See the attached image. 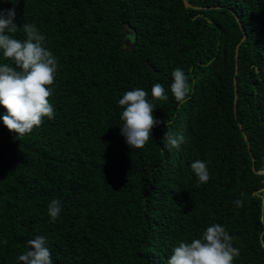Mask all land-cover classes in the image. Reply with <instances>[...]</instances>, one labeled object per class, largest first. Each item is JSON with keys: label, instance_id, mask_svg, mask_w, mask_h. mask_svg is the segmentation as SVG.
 Returning <instances> with one entry per match:
<instances>
[{"label": "trees", "instance_id": "1", "mask_svg": "<svg viewBox=\"0 0 264 264\" xmlns=\"http://www.w3.org/2000/svg\"><path fill=\"white\" fill-rule=\"evenodd\" d=\"M186 1L195 7L11 0V35L23 40L22 26L35 24L58 70L54 119L22 139L0 120V264H22L38 235L53 264H167L214 223L240 250L233 264H264V174L254 172L264 168V0ZM4 63L14 66L0 53ZM177 68L192 88L183 106L170 91ZM155 83L168 94L153 113L161 123L130 148L118 100L136 88L152 99ZM168 130L184 136L178 149L165 146ZM196 160L207 163V183L191 169Z\"/></svg>", "mask_w": 264, "mask_h": 264}, {"label": "clouds", "instance_id": "2", "mask_svg": "<svg viewBox=\"0 0 264 264\" xmlns=\"http://www.w3.org/2000/svg\"><path fill=\"white\" fill-rule=\"evenodd\" d=\"M11 2V0H5ZM19 0H17V3ZM11 8L0 7V53L14 66L0 64V106L5 113L0 120L15 132L18 138L31 133L34 127L43 124L44 119L55 118V108L49 101L53 94L55 75L58 70L56 56L46 47V36L35 24L25 23L23 32L25 39L14 38L18 30L15 22V5ZM170 91L175 101L183 106L187 103L192 91L189 77L182 69L172 72ZM194 83V82H193ZM151 97L140 88L126 91L118 100L123 108L120 119L123 121L121 135L130 148L141 149L152 138V129L161 123L153 115L157 101H167L168 94L160 83L153 84ZM166 147L179 148L184 143V136L168 130L165 134ZM201 184L210 179L207 163L196 160L191 164ZM243 195V194H241ZM237 207L243 205L242 200H235ZM61 204L53 199L48 205V216L55 222L61 213ZM4 243H7L5 240ZM28 249L18 260L22 264H53L51 252L44 236H36L27 241ZM240 250L233 246V237L226 228L218 223L208 226L200 236L190 243L180 242L172 249L167 264H233Z\"/></svg>", "mask_w": 264, "mask_h": 264}, {"label": "water", "instance_id": "3", "mask_svg": "<svg viewBox=\"0 0 264 264\" xmlns=\"http://www.w3.org/2000/svg\"><path fill=\"white\" fill-rule=\"evenodd\" d=\"M182 3H183V5H184L185 7H195V6L190 5L186 0H182ZM236 21H237V20H236ZM237 22H238V21H237ZM238 24H239V23H238ZM239 27H240V29L242 30L240 24H239ZM242 37H243V35H242ZM242 37H241V38H242ZM236 50H237V44H236L235 47H234V60H236ZM234 65L236 66V61H235ZM233 81H234V79H233ZM235 96H236L235 93H233V102L235 101ZM238 126L240 127L239 124H238ZM242 137L244 138V140H246V136H245V134H244L243 132H242ZM246 145H247V142H246ZM250 160H251V164H252L253 158L250 157ZM252 168H253V167H252ZM254 172L264 174V168H263V169H256V170H254Z\"/></svg>", "mask_w": 264, "mask_h": 264}]
</instances>
